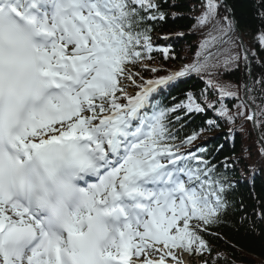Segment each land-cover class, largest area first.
Listing matches in <instances>:
<instances>
[{"label":"snow or ice","instance_id":"6c2138e0","mask_svg":"<svg viewBox=\"0 0 264 264\" xmlns=\"http://www.w3.org/2000/svg\"><path fill=\"white\" fill-rule=\"evenodd\" d=\"M202 4L194 27L215 21L217 35L195 63L144 80L134 69L152 59L145 20L164 19L157 0H0V264H165L175 249L210 252L203 234L221 222L232 185L181 151L198 134L176 143L168 115L205 108L192 93L153 103L158 89L220 66L210 48L234 22L217 19L225 0ZM256 42L264 48V31ZM235 60L224 55L223 66Z\"/></svg>","mask_w":264,"mask_h":264},{"label":"trees","instance_id":"16d2710c","mask_svg":"<svg viewBox=\"0 0 264 264\" xmlns=\"http://www.w3.org/2000/svg\"><path fill=\"white\" fill-rule=\"evenodd\" d=\"M157 2L166 17L163 23H157L158 32L180 34L183 38L179 41L178 51L172 52L173 59L170 56L167 61L162 57L160 61L152 59L159 64V71L173 70L178 62L192 61L193 56L201 51L202 42L210 38L209 33L216 36L217 32L207 28L209 25L194 27L196 18L204 11L202 0ZM225 4L227 10L221 8L219 16L228 15L237 25L244 48L234 35L219 49L218 53H223L219 56L220 66L210 69L211 75L196 74L191 83L186 84L180 93L170 95L161 107L171 108L186 103L188 93H192L205 110L202 113H188L178 109L169 113L170 127L174 132L200 135L202 131L212 134L231 130V134L221 136L231 143L224 145L219 138L208 147L215 152L214 165L232 185L226 197L229 208L222 215L221 222L203 234L210 252L192 255L206 264H264V154L258 143L259 140L264 143V48L256 42L257 33L264 31V17L261 16L264 6L261 0H225ZM244 51L250 55L247 60ZM224 55L236 57L227 68L222 63ZM156 74L145 73L146 76ZM145 75L142 73V76ZM160 75L162 73L158 72L156 76ZM209 80L213 82L211 86L207 83ZM218 87L234 92L236 97L221 99ZM245 93L256 111L255 124L248 119L252 110L244 101ZM209 104L214 107H209ZM221 107L226 108L233 117L231 122L218 115L217 110ZM177 116L181 119L177 120ZM208 121H214V124L209 125Z\"/></svg>","mask_w":264,"mask_h":264},{"label":"rangeland","instance_id":"374dc122","mask_svg":"<svg viewBox=\"0 0 264 264\" xmlns=\"http://www.w3.org/2000/svg\"><path fill=\"white\" fill-rule=\"evenodd\" d=\"M221 19L223 20V16H221ZM221 24V23H220ZM212 25V23L209 24V26H207V28H210ZM222 25V24H221ZM216 31V30H215ZM132 85H129V87H131Z\"/></svg>","mask_w":264,"mask_h":264}]
</instances>
